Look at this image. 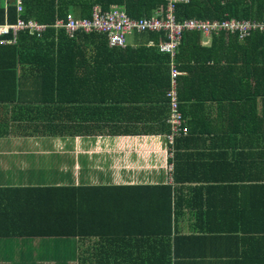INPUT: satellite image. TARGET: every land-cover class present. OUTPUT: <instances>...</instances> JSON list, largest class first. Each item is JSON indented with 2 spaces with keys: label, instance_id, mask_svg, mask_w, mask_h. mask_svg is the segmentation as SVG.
<instances>
[{
  "label": "crops",
  "instance_id": "0c3cea01",
  "mask_svg": "<svg viewBox=\"0 0 264 264\" xmlns=\"http://www.w3.org/2000/svg\"><path fill=\"white\" fill-rule=\"evenodd\" d=\"M9 4L14 1L0 0V5L6 8ZM68 13L78 17L73 12ZM64 18H57L55 23ZM210 38H205L204 43L208 44ZM146 43L136 32L127 37L130 46ZM36 52L19 54V51L0 49V65H4L6 71L0 74V188L165 184L168 182L167 165L177 164L185 192H178L182 201H178V211L173 213L180 216L174 222L173 238L157 243L142 240L129 241V245L121 243L117 245L121 250H116L114 263L151 264L157 259L160 264L163 257L162 264H165L164 259L170 264H264V191L232 189L260 177L258 169L264 168L260 154L264 153L261 145L264 137L260 142L255 133L245 129L221 131L224 128L215 124L217 113L214 112L221 106L212 100H192L181 105L188 126L194 129V121L203 119L211 120L212 126L206 132L194 134L193 139L170 158L163 134L157 133L160 120L167 119L166 96L150 90L164 83L167 76L169 80L168 55L159 51H102L97 64L90 56L94 51H83L84 55L88 54L85 58L90 63L78 64L73 58L75 51H60L61 62L54 59V52ZM19 55L24 56L22 64H14ZM191 61V66H195ZM208 65L214 66L213 63ZM10 66L24 67L27 70L24 79L19 70L17 75L10 74L16 72V68L9 69ZM65 67L68 71L63 76ZM58 71H61V81L75 89L90 87L97 81L103 87H113L110 97L105 93H102L103 98L99 97L111 103V111L91 114L81 108L72 109L69 104H65V110L64 106L57 105L60 102L52 92H47V99L40 101L41 88L48 86L45 83L49 78L50 86L55 85L53 79ZM180 76L197 82V74L181 72ZM132 82L140 83L145 91L138 93L130 104L118 103L122 93L133 95V90L124 88ZM210 92L208 89L204 95L210 97ZM87 96H80V101L96 99ZM71 97L70 90L68 99ZM105 105L107 103H98V107ZM231 110L233 107L220 111V117L231 113L236 116ZM75 126L88 129L84 131L85 128ZM64 127L66 133L60 132ZM257 154L259 159L255 161L253 157ZM187 185H224L226 190L188 192ZM136 198L131 206L139 207L146 216L156 210L149 208L151 200H157L156 195L138 194ZM155 245L157 251L143 253V249ZM88 249L83 240L74 237H0V264H81V259L88 257Z\"/></svg>",
  "mask_w": 264,
  "mask_h": 264
},
{
  "label": "trees",
  "instance_id": "16d2710c",
  "mask_svg": "<svg viewBox=\"0 0 264 264\" xmlns=\"http://www.w3.org/2000/svg\"><path fill=\"white\" fill-rule=\"evenodd\" d=\"M165 5V0H25L24 9L21 12L18 11L15 4H9L7 8L0 5V23H4L6 20L13 23L19 18L29 21L33 18V20L47 25L40 37L26 31L29 30L28 28L20 29L16 34V43L0 44V49L19 51V54L22 51H44V54L54 52V59H59L60 51L64 53L75 51L73 58L78 64L90 63L85 58L88 54L84 55L83 51H94L95 54L89 55L97 64L102 51H158L156 44L165 37L163 32L136 33L141 36L142 40L147 41L146 45L111 48L108 45L106 33L87 34L79 31L69 37L64 28L55 27V20L65 17L68 12L75 13L78 18L91 17L95 6H98L101 12L110 11L112 6H117L123 8L127 16L131 18H150L157 8L164 9ZM173 14L175 22L197 19L211 22L236 20L259 23L264 20V0H189L187 3L176 4ZM239 34L240 32L237 30L234 32L227 29L213 31L209 36L211 40L205 44V38L208 37H205L201 30H187L183 33L174 61L180 72L191 76L197 74V82H190L188 76H178L175 80L177 111L183 114L188 127L187 133L180 132L176 133L177 135H172L169 143L168 137L170 133L172 134L170 125L166 123L167 119L160 120L157 133L163 134L167 154L170 158L178 148L191 141L194 134L206 132V129L209 130L212 126L211 120L204 119L194 121V129H191L190 125L188 126L187 118L181 107L185 102L192 100L205 102L212 100L221 106L219 110L214 109V112L217 113L215 124L224 128L221 131L245 129L246 132L255 133L256 140L262 142L264 135L258 136L256 133H264V30L260 31L256 28L244 37H240ZM13 36V33H10L2 37L12 38ZM148 41H153V45H148ZM19 56L20 58H17L14 64H22L24 56ZM40 58L37 59V62L40 61ZM191 60L195 62V66H191ZM34 62L36 63V60ZM211 63L214 66L208 65ZM11 68H16V72L13 71L10 74L17 75L19 70L23 75L22 79H24L27 72L24 67L20 69L10 66L9 69ZM0 69V74L6 72L4 65H0ZM67 71L66 67L62 70L63 76ZM60 73L61 71H58L57 75H54L55 85L50 86L49 78L45 83L48 86L41 88V95L44 97L40 95L38 97L40 101L47 99L45 97L47 92H52L60 102L57 105L64 106L65 110V104H69L67 106H71L72 109L81 108L91 114L101 113L102 115L111 111V107H109L111 103L99 97L103 98L102 93L110 97L113 87H103L100 85V81H97L90 87L75 89L65 81H61ZM205 77L208 79L205 80ZM139 84L137 82H132V85L127 83L124 88L129 87L133 90V95H129V92L122 93L118 96L117 102L120 104L132 103L138 97V93L145 91L144 87ZM168 89L167 76L164 83H158L155 88L150 90L166 96ZM208 89L211 91L210 97L204 95ZM70 90L72 97L69 100ZM87 95H92L96 99L91 102L80 101V96L88 97ZM145 99L149 100L150 98L145 97ZM165 101L168 104L166 97ZM100 102L107 103V105L98 107ZM231 107H233L231 111L236 113V116L230 112V116L225 114L223 118L220 117V111H227ZM74 128H85L84 131L88 129L79 126ZM110 128L115 131L113 126ZM59 131L66 133V128L59 129ZM250 142H254V140H250ZM197 143L199 142L195 144ZM261 145L264 146V142ZM260 154L261 160H264V153ZM258 159V154L253 157L255 161ZM178 169L180 168L177 164L167 165L166 180L170 178L171 182L165 184L135 186L70 184L0 188V237L36 236L89 239L91 241L87 250L88 257L81 259V264H115V252L117 249L121 250V248H117V245L121 243L127 242L126 245H129V241L141 240L157 243L173 238L172 230L176 228L174 222L180 217L173 213L178 211V201H182L178 197V192H185L182 185L184 183H180L182 178L178 176V172H180ZM258 172L260 177L252 178L251 183L236 185L232 189L264 191V182H261L264 179V168L258 169ZM259 173L254 174L258 175ZM187 187L188 192L226 190L224 185H202L200 187L187 185ZM16 194H18L17 200L14 199ZM138 194L156 195L157 200H151L152 206L149 207L150 209L156 208L152 214L146 216L139 210V207L131 206V201L134 202L138 198H136ZM173 207L175 208L173 209ZM177 237L175 235L174 239ZM153 249L157 251L156 245L150 249H143V253L153 252ZM126 252L129 255V247ZM162 261L163 257L159 261L160 264ZM164 261L165 264H170L167 259ZM151 264H158V260L155 259Z\"/></svg>",
  "mask_w": 264,
  "mask_h": 264
},
{
  "label": "built area",
  "instance_id": "2783aa9c",
  "mask_svg": "<svg viewBox=\"0 0 264 264\" xmlns=\"http://www.w3.org/2000/svg\"><path fill=\"white\" fill-rule=\"evenodd\" d=\"M189 0H165L166 5L157 8L154 15L150 18H131L127 16L126 11L117 6H112L110 11L101 12L100 8L94 7L91 17H75L72 14H66L63 20L55 23V26L62 27L69 36H73L76 32L106 33L108 45L111 48H125L127 46V37L131 33L142 32H163L164 38L159 40L156 47L160 53L166 54L170 59V73H169V91L166 94L169 105V116L167 123L170 125L172 134L168 137L170 143L171 136L176 133H187L183 114L177 111V95L175 80L181 75L180 70L177 69L175 63V55L177 53V46L180 45L183 33L187 30H201L205 37H209L213 31H220L227 29L228 31H239L240 37H244L251 30L258 28L260 31L264 30V20L262 22L250 23L248 21L225 20L219 21H200L197 19L185 20L183 22H175L174 7L178 3H187ZM25 0H14L19 12L24 9ZM47 25L39 23L35 20L26 21L23 18L17 19L16 22L6 21L0 24V44H14L16 43V34L20 29L28 28L30 33L41 36ZM13 33L12 38H3L5 34ZM149 45H153V41H148ZM171 182L170 178L167 179Z\"/></svg>",
  "mask_w": 264,
  "mask_h": 264
},
{
  "label": "rangeland",
  "instance_id": "374dc122",
  "mask_svg": "<svg viewBox=\"0 0 264 264\" xmlns=\"http://www.w3.org/2000/svg\"><path fill=\"white\" fill-rule=\"evenodd\" d=\"M167 181V180H166ZM90 241L91 240H89V239H85V240H83V243H85V245H86V247H89L90 246Z\"/></svg>",
  "mask_w": 264,
  "mask_h": 264
},
{
  "label": "water",
  "instance_id": "95a60500",
  "mask_svg": "<svg viewBox=\"0 0 264 264\" xmlns=\"http://www.w3.org/2000/svg\"><path fill=\"white\" fill-rule=\"evenodd\" d=\"M12 1H14V0H12Z\"/></svg>",
  "mask_w": 264,
  "mask_h": 264
}]
</instances>
